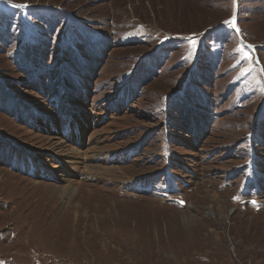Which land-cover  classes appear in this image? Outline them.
Returning a JSON list of instances; mask_svg holds the SVG:
<instances>
[{"label": "rangeland", "instance_id": "1", "mask_svg": "<svg viewBox=\"0 0 264 264\" xmlns=\"http://www.w3.org/2000/svg\"><path fill=\"white\" fill-rule=\"evenodd\" d=\"M0 87V264H264V0H0Z\"/></svg>", "mask_w": 264, "mask_h": 264}, {"label": "trees", "instance_id": "2", "mask_svg": "<svg viewBox=\"0 0 264 264\" xmlns=\"http://www.w3.org/2000/svg\"><path fill=\"white\" fill-rule=\"evenodd\" d=\"M34 47H31L29 50L23 52V53H27L28 52V55L31 56L33 55L34 53V50H33ZM27 60V59H25ZM31 65V62L28 63V65L26 66H30ZM54 92V91H53ZM0 97H1V100H0V104H1V107L4 108V109H11L13 112H14V106H17L18 108H20L21 110V107H22V101L21 100H18V99H14L13 98V94L11 91H4L3 89H1L0 87ZM12 105L11 108H7L5 105ZM199 121V120H198ZM195 123V122H194ZM198 125H202V121H199V122H196ZM196 124V125H197ZM194 125V124H193ZM195 127V125L193 126Z\"/></svg>", "mask_w": 264, "mask_h": 264}, {"label": "snow or ice", "instance_id": "3", "mask_svg": "<svg viewBox=\"0 0 264 264\" xmlns=\"http://www.w3.org/2000/svg\"><path fill=\"white\" fill-rule=\"evenodd\" d=\"M14 7H19V5H13ZM25 7H31L30 5H25ZM227 23V22H226ZM232 24L234 25L235 24V21L233 20L232 21ZM183 204V202H181Z\"/></svg>", "mask_w": 264, "mask_h": 264}, {"label": "bare ground", "instance_id": "4", "mask_svg": "<svg viewBox=\"0 0 264 264\" xmlns=\"http://www.w3.org/2000/svg\"><path fill=\"white\" fill-rule=\"evenodd\" d=\"M66 92V91H65Z\"/></svg>", "mask_w": 264, "mask_h": 264}]
</instances>
